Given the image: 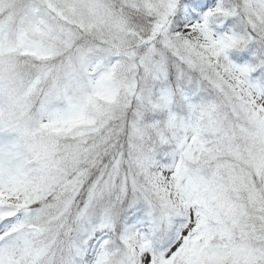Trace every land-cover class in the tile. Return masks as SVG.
I'll use <instances>...</instances> for the list:
<instances>
[{
  "label": "snow or ice",
  "instance_id": "6c2138e0",
  "mask_svg": "<svg viewBox=\"0 0 264 264\" xmlns=\"http://www.w3.org/2000/svg\"><path fill=\"white\" fill-rule=\"evenodd\" d=\"M0 264H264V0H0Z\"/></svg>",
  "mask_w": 264,
  "mask_h": 264
}]
</instances>
